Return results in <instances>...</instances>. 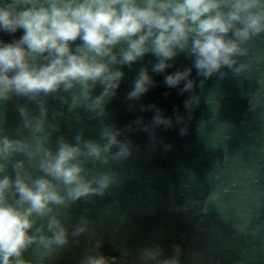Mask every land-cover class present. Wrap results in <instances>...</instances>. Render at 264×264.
Returning <instances> with one entry per match:
<instances>
[{"label":"clouds","instance_id":"obj_1","mask_svg":"<svg viewBox=\"0 0 264 264\" xmlns=\"http://www.w3.org/2000/svg\"><path fill=\"white\" fill-rule=\"evenodd\" d=\"M258 34H264V0H0V109L17 97L38 107L14 104L16 134L0 111V264H55L72 238L89 230L83 216L69 229L58 206L102 196L116 180L111 169H90L88 162L108 164L131 154L121 129L112 125L103 126L100 139L79 132L74 139L58 136L51 147L66 112L60 108L50 118L47 97H57L68 112L83 107L104 116L126 75L123 66L149 55L155 58L151 71L140 66L129 98L149 91L153 72L189 91L197 84L193 67L205 78L240 72L237 57ZM182 53L193 65L167 72ZM199 102L193 94L185 105ZM153 121L173 123L159 110ZM102 249L103 241L95 240L76 264H179L172 246L125 247L119 255Z\"/></svg>","mask_w":264,"mask_h":264}]
</instances>
